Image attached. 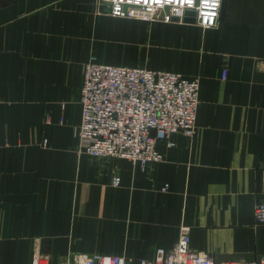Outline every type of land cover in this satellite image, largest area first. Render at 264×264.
Returning a JSON list of instances; mask_svg holds the SVG:
<instances>
[{"label":"crops","instance_id":"crops-1","mask_svg":"<svg viewBox=\"0 0 264 264\" xmlns=\"http://www.w3.org/2000/svg\"><path fill=\"white\" fill-rule=\"evenodd\" d=\"M91 55L199 77L196 136L159 142L149 167L87 155L79 92ZM263 184L264 0H223L211 29L115 18L98 0H0V264H30L36 238L49 264H137L184 229L217 263L264 260Z\"/></svg>","mask_w":264,"mask_h":264},{"label":"built area","instance_id":"built-area-1","mask_svg":"<svg viewBox=\"0 0 264 264\" xmlns=\"http://www.w3.org/2000/svg\"><path fill=\"white\" fill-rule=\"evenodd\" d=\"M223 0H100L108 15L147 23H194L203 29L218 25ZM191 13V14H189ZM194 13V14H193ZM227 71L223 70V78ZM82 107L78 127L80 148L95 159H126L144 167L161 161L157 145L182 134L193 139L197 134V111L200 104V79L175 71L110 65L94 55L85 64L79 92ZM115 173L112 185L120 186ZM165 190V189H164ZM257 224L264 226V184L255 206ZM30 264H49L33 241ZM64 264H135L121 255L72 256ZM137 264H264V260L217 263L210 253L190 247L188 230H182L175 245L157 249L152 259Z\"/></svg>","mask_w":264,"mask_h":264},{"label":"rangeland","instance_id":"rangeland-1","mask_svg":"<svg viewBox=\"0 0 264 264\" xmlns=\"http://www.w3.org/2000/svg\"><path fill=\"white\" fill-rule=\"evenodd\" d=\"M98 6H99V10L101 11H105V13H107L106 7L102 6L100 3V0H98ZM108 14V13H107ZM145 22V21H144Z\"/></svg>","mask_w":264,"mask_h":264},{"label":"water","instance_id":"water-1","mask_svg":"<svg viewBox=\"0 0 264 264\" xmlns=\"http://www.w3.org/2000/svg\"><path fill=\"white\" fill-rule=\"evenodd\" d=\"M189 14H191V13H189ZM193 14H194V13H193ZM189 22H193V23H194V18L189 19Z\"/></svg>","mask_w":264,"mask_h":264}]
</instances>
